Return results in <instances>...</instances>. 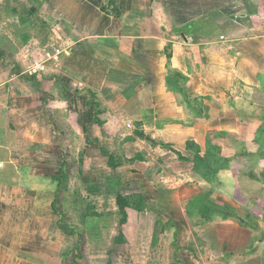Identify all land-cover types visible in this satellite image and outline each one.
<instances>
[{
  "label": "crops",
  "instance_id": "crops-1",
  "mask_svg": "<svg viewBox=\"0 0 264 264\" xmlns=\"http://www.w3.org/2000/svg\"><path fill=\"white\" fill-rule=\"evenodd\" d=\"M1 3L54 20L48 57L32 55L37 42L23 47L30 69L0 79V214L8 204L28 226L38 218L53 231L41 252L23 250L21 238L12 264H55L58 255L60 264H264V214L206 219L199 210L208 201L234 206L224 173L260 125L241 113L239 88L254 90L264 67V0ZM10 48L0 43L12 69ZM209 141L229 160L214 184L190 161L192 144L203 155ZM70 178L90 204L72 207L74 220L56 207ZM118 195L128 202L122 225ZM42 211L46 220L34 216ZM60 213L63 221L51 218ZM4 236L0 264H11Z\"/></svg>",
  "mask_w": 264,
  "mask_h": 264
},
{
  "label": "rangeland",
  "instance_id": "rangeland-1",
  "mask_svg": "<svg viewBox=\"0 0 264 264\" xmlns=\"http://www.w3.org/2000/svg\"><path fill=\"white\" fill-rule=\"evenodd\" d=\"M1 1L2 0H0V2ZM8 5L9 4L4 5V3L0 4V43L7 45L8 48H10L11 45L12 49L10 48V55L13 53L12 55H14L15 59H17L16 61L18 64L15 63L16 66L10 69L9 62H11L13 57L7 58V52L4 53L6 54L5 57L0 54L1 80L9 79L12 74H18L19 72L28 71L30 69L31 65L27 60H24V55H27V59L29 60V54L24 53L23 47L28 49L26 51L33 50L32 48L37 42V44L41 45L42 48L40 50L31 51V53L33 56H39L40 58L48 57V52L52 51H48L45 42H43L48 38L47 27H51L54 23V20H51V18H49L47 14H45L46 9H43L45 15L42 16L45 18V20H42L41 16L37 12L35 13L33 10L27 11L26 9H24L23 4L21 3H18V5L16 6L12 4L10 8L7 7ZM4 7L6 9H4ZM33 9L37 10V7H34ZM20 60L25 61V66L21 64ZM14 61L15 60H12V63H14ZM262 68L260 69L259 74V84L257 85V87L254 86V90H244L243 88H239V86L236 88H239V93L245 92V95L247 97V99L243 100L242 104L240 105V111L241 113H245L244 117L246 120H252L254 116V119H258L260 121V118L264 116V67ZM246 141L247 145L236 152L239 155L238 158L232 160L228 169H226V173H224L226 184L221 185V187L223 189L222 191L225 190L224 192L230 195V198L234 199L232 201L234 205L232 206V208L238 211L237 214L246 215L247 213L251 214L253 212H256L259 215H262L264 214V132H257L256 129L252 132L250 131L249 136L246 138ZM75 166V164L70 165L71 170L69 172H73V170H75ZM193 171L198 175L199 178H201V173H198L195 170ZM201 180L205 181L204 179ZM205 182L207 184H211V182ZM26 183L27 180L21 181V184L23 185ZM27 184L29 187L30 182H28ZM27 184L25 186H27ZM65 187H68L71 193L63 195V200L61 201L62 203H60L59 198L56 207L58 211H61L62 206H64V208L66 209L69 208V210L71 211L66 216H68V219L74 220L77 213L76 211L72 210V207L90 204L83 196L75 193L78 188V183L76 180L70 178L67 181H64V188ZM73 189L76 190L73 191ZM34 201L42 208H47L49 204V198L46 197H36ZM1 204L3 205L4 202ZM4 205H6V208L3 212V216L0 214V239L4 238V235H6L5 246L6 251L9 252L7 262L11 264L17 262V260L12 261V259L13 257H15V249L19 247V241L21 238V242L23 243V250H36L38 252L43 251L46 247L41 246V243L43 239H46V233H48L49 236L53 235V231L49 228V226L46 225V227H44L45 222H41L42 219L38 218H34L35 221H32L33 226H28L26 222L29 217L21 216V209L15 210L12 206L9 207L8 204ZM90 215L91 218L94 215V212L92 210L90 212ZM34 216L42 217L45 219L46 211H42L39 213L35 212ZM115 216L117 222L120 221L121 214L117 212ZM64 217L65 216L60 213V215L58 214L56 218L53 215L51 218H54V220L58 219L60 221H63ZM102 218L104 219V216ZM105 220L107 221L108 218L106 217ZM23 221L26 225L21 226V223ZM66 228L68 229L69 226L66 225ZM29 233H32L34 235V238L30 239ZM15 235H17L18 237H16ZM106 235H108V230L106 232ZM29 243H31L30 246ZM54 245H57V247H55L54 249H48V252H51V254L54 253V256L61 254L63 250L61 249L60 245L56 243ZM59 257L60 255L56 257L57 260H54L55 264H60ZM32 263L42 264L38 261L30 262V264ZM26 264H29V262H26Z\"/></svg>",
  "mask_w": 264,
  "mask_h": 264
},
{
  "label": "trees",
  "instance_id": "trees-1",
  "mask_svg": "<svg viewBox=\"0 0 264 264\" xmlns=\"http://www.w3.org/2000/svg\"><path fill=\"white\" fill-rule=\"evenodd\" d=\"M257 132H264V116L260 118V125L256 129ZM193 146V158L190 160L193 164V170H195L198 173H201V177L207 181L208 183L211 182V184H214V180H216V176L219 173V171L225 167H227L228 159L222 157L219 154L218 147L214 144L210 143L207 147L206 152L201 155L200 148L197 147L195 144H192ZM191 147V145H190ZM180 159L185 160L184 158L180 157ZM189 161V159H187ZM207 195L204 196V198L200 201V205H204L206 202ZM142 198L140 196L135 197V203L141 202ZM128 202L126 201V198L123 196L118 195L117 196V206L119 208V213L121 214V219L119 221L120 225L124 224L126 222L127 214L125 211V208L127 207ZM201 215L209 219L208 216H210L212 213L217 212H224L221 213L226 216H236V212L231 207H219L217 204H213L212 202L208 201L206 202V207L201 206L199 208Z\"/></svg>",
  "mask_w": 264,
  "mask_h": 264
}]
</instances>
